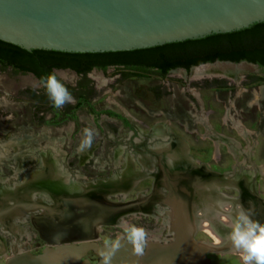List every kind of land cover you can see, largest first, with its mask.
Segmentation results:
<instances>
[{
    "label": "rangeland",
    "instance_id": "rangeland-1",
    "mask_svg": "<svg viewBox=\"0 0 264 264\" xmlns=\"http://www.w3.org/2000/svg\"><path fill=\"white\" fill-rule=\"evenodd\" d=\"M209 64H205L208 66L204 67H211ZM244 65L243 69H238L231 76L211 73L192 77L190 72L195 67L190 69L189 74L180 69H173L164 78L148 75L140 78L117 79L110 70L103 74L90 73L97 89L95 105L97 107L106 105L124 114L129 121L128 126H120L116 121L113 127L114 131L116 130L115 133H110L104 121H101V131H104L105 135H95L92 143L97 153L101 154V158L109 155L111 149L121 154L123 148L133 147L131 145L137 143L150 145L152 140L163 143L168 140L167 133L169 136L174 134L188 142L189 153L195 164L203 162L210 169L226 170L228 174L230 170H238V166L242 167L244 174L255 170L257 192L264 200V81H251L247 78L249 75L264 77V68L246 63ZM56 73L66 82L74 79L73 75L66 70H56ZM210 76L223 78L225 87L214 90L184 86V83L190 79L198 81ZM153 84L168 88V96L159 99L148 97L147 89ZM38 88V82L29 74H19L9 69L0 70V186L9 187V189L14 186V190L24 193L27 199L37 203L40 207L32 208V213H43L40 208L43 210L45 207L47 212L51 209L64 210L62 203L55 202L56 196L62 193L63 197L71 198L76 196V192L78 194L85 192L88 187H91L87 180L91 176L103 174L102 171L88 169L87 166L80 172L74 169L76 163H81L74 156L78 148L76 144H79L82 139V130L85 127L92 128L89 120L81 117L86 123L80 120L79 131L74 135H70L72 122L59 125L34 122L32 112L35 110L33 106L36 103L27 98V93ZM188 92L194 94L196 100L191 97L188 100L186 98ZM205 116V121H197ZM148 137L151 139L146 142ZM234 152L237 153L234 154ZM77 155L80 160L84 157V153L82 155L81 152ZM66 164L68 167L64 166ZM54 165L58 168V174L62 176L63 181L78 180L81 186L78 191H73V188L70 189L71 191L62 190V188L54 187L50 182L44 184L45 181L42 183L37 181L38 175L56 170ZM106 170L104 174L110 172L109 167ZM44 176H40V180L48 179ZM149 181L148 177L135 187L125 188L127 189L125 200L121 198L124 194L120 196L116 194L120 192H115L114 189H110L109 197L106 194L105 198H101L111 203L110 212L113 211V215L93 224L92 233L77 237L79 240L77 244L83 245L77 255L79 260H85L88 264L102 261L98 251L100 247L106 242L120 238L123 235V228L127 225L136 224L146 228L149 241L157 238V227L164 228L165 231V218L156 217L152 213L134 207L133 201L136 197L144 198L151 193L152 187L148 185ZM116 189L124 188L117 185ZM219 190L223 193L236 194L235 187L229 185L220 186ZM98 194L100 196L99 192ZM10 200H8L9 203L12 202V199ZM16 200L17 198L14 202ZM122 202L124 209L116 211L115 209ZM2 204L3 202L0 201V209L3 208ZM73 204L74 212H78L84 206ZM13 214L24 217L22 213ZM217 214H213L212 217L205 216L202 219L210 220L211 218L214 224L223 221L226 225H231L224 215L221 220H218ZM25 219L28 220L27 217ZM207 226L202 225L201 227L205 230L197 231L194 238L212 241L213 244L205 242L216 248L223 246L224 249L236 251L227 239L229 233L227 226L224 225L227 229L222 230L218 226V229L212 230L213 233L208 232ZM0 235L1 239L8 244L9 235L1 225ZM215 236L219 237V240ZM206 254L212 259L217 257V261L230 260L234 257L240 260V255L237 254L219 256L209 251Z\"/></svg>",
    "mask_w": 264,
    "mask_h": 264
},
{
    "label": "flooded vegetation",
    "instance_id": "flooded-vegetation-1",
    "mask_svg": "<svg viewBox=\"0 0 264 264\" xmlns=\"http://www.w3.org/2000/svg\"><path fill=\"white\" fill-rule=\"evenodd\" d=\"M191 66L193 65H190L187 69L181 66L171 67L166 70L163 76L157 74V72H143L141 75L124 76L125 70L113 65H107L104 69L92 66L83 74H77L69 68H55L53 70H66L73 75L74 79L71 82H66L57 76L66 84L74 96L75 102L66 104L62 109H57L53 107L51 102L46 100L48 97L36 100L31 98L28 92L27 98L34 100L36 103L33 106L35 110L32 112L34 122L38 121L39 124L49 125L72 122L70 135H74L79 131V121L81 120L86 123L81 119L82 117L90 121V125L98 134L105 135L104 131H101V121H104L110 133H115L116 130L114 131L113 127L116 121H118L120 126H128L129 121L124 114L114 111L106 105H98V107L95 105L97 89L95 82L90 77V73L103 74L110 70L117 79L140 78L148 75L164 78L173 69H180L182 72L189 74ZM6 69L10 70L8 67ZM194 69H197V67L191 70L190 76L192 77ZM16 73L31 75L39 84V88L33 90V92L35 94L42 93L45 96V89L38 78L29 72ZM222 81L224 79L221 77L210 76L198 81L190 79L184 83V86L186 88H213L217 90L225 87L226 83H222ZM146 93L148 97L159 99L168 96L169 91L168 88L165 89L162 85L153 84L149 86ZM190 97L196 100V96L188 92L186 98L190 99ZM181 110H184L183 106ZM205 120L206 116L197 121ZM166 135L168 140L164 141L165 143L158 140H152L150 145L137 143L131 145L134 148H123L121 150L122 153L120 151L121 154H117L114 152L115 149H111L109 155H105L103 158H101V154L97 153L96 147L92 144L90 149H86L83 152L84 157L80 160L79 155H77L79 151L73 147L76 150L75 159L81 162L74 165L75 171H83L85 166H87L88 169L93 168L102 171L103 174L101 176H91L87 180L91 187H88L85 192H81L80 194L76 192V196L71 198L63 197L62 193L56 196L55 202L58 204L62 203L65 207L64 210L51 209L47 212V210L45 211V207L43 210L40 208L43 213H32V208L40 207L37 203L32 202L29 198L27 199L24 193L14 190V186H12V189L0 186V201L3 202V208L0 209V225L9 235L7 239V242L9 241L8 244L0 237V264H5L9 257L16 254H38L45 247L54 249L59 245L61 246L63 242H59L58 239L64 236L62 235L63 233L61 234L62 230L66 233V236L71 235L73 237L67 243L77 244L79 241L77 237L79 235L92 233L93 224L105 220L112 214L113 211L110 212L111 203L107 200L105 201V199H101L106 194H108L106 195L107 197L110 196V189L120 192L116 194H124L121 198L125 200L127 192L125 188L135 187L148 177L150 178L148 185L152 187L151 193L144 198H142L143 196L136 197L135 201H133L134 207L142 209V211L145 210L150 214L152 213L156 217L161 216L165 218L166 222L164 226H166V229L164 231V228H156L157 238L149 241L146 254L143 257H138L139 264L241 263L238 257L230 260L219 259L218 261L216 260L217 257L212 259L206 254L208 251L216 253L219 256L222 254L239 255V253L227 248L224 249L223 246L216 248L213 245H208L206 242L211 244L213 242L206 239H196L194 235L197 231L205 230L201 227L202 225H208L206 229L210 233H213L212 230L218 229V226L221 227V230L228 227V231H230V225H226L223 221H221L222 223L218 221L214 224L211 218L210 220L202 218L205 216L212 217L213 214L218 213V220H221L222 215H224L226 221L231 224L235 210L239 204H243L245 208L254 207L253 218L264 223V200L260 198L257 192V184L255 183L256 171L251 170L249 173L244 174L242 167L238 166V170H230L228 174L226 170L218 171L210 169L203 162H196L195 164L189 153L190 145L188 142L174 134L169 136V133H167ZM149 139L151 137H148L146 142ZM76 145L78 147L79 144ZM236 153L234 152V154ZM64 166L68 167L67 164ZM107 167H109L110 172L104 174L107 171ZM54 169L56 170L40 174V176L45 175L44 177L48 179L40 180V176L38 175L37 181L39 183L45 181L43 182L44 184L50 182L54 187L62 188V190L71 191V188L74 189L73 191L79 190L81 186L77 182L78 180L71 182L63 181L55 165ZM117 185L124 189H116ZM228 185L235 187L236 194L223 193L219 190L220 186L227 187ZM160 188L164 191L158 190ZM15 198H17L16 202H14ZM10 199H12L11 203L8 202ZM73 203L84 206L78 212H74L72 211V208H74ZM123 205V202L122 204L120 203V206L117 204L118 208L115 210L124 209ZM15 212L22 213L21 215L24 217L21 218L13 214ZM26 217L28 218V222L25 219ZM224 225L227 227H224ZM25 237L26 239L24 240ZM217 238L219 240V237ZM230 246L232 247V245ZM166 255L172 258H163Z\"/></svg>",
    "mask_w": 264,
    "mask_h": 264
},
{
    "label": "water",
    "instance_id": "water-1",
    "mask_svg": "<svg viewBox=\"0 0 264 264\" xmlns=\"http://www.w3.org/2000/svg\"><path fill=\"white\" fill-rule=\"evenodd\" d=\"M263 19L264 0H0V39L25 49L96 52L229 31ZM219 62L258 66L215 59L190 69ZM61 234V246L16 254L5 264H88L77 257L82 243H67L73 237ZM104 250L105 244L100 255ZM113 264H139L126 241Z\"/></svg>",
    "mask_w": 264,
    "mask_h": 264
},
{
    "label": "trees",
    "instance_id": "trees-1",
    "mask_svg": "<svg viewBox=\"0 0 264 264\" xmlns=\"http://www.w3.org/2000/svg\"><path fill=\"white\" fill-rule=\"evenodd\" d=\"M246 60L264 68V19L247 26L193 38L164 42L151 46L108 51H65L57 49H25L0 39V70L29 72L41 81L55 68H69L83 74L92 66L104 69L107 65L123 68L124 76L157 72L213 60ZM251 81H264L263 76L247 77ZM225 83V81H222ZM31 98L48 97L28 91ZM79 93V92H77ZM48 102L49 98L46 99Z\"/></svg>",
    "mask_w": 264,
    "mask_h": 264
},
{
    "label": "clouds",
    "instance_id": "clouds-1",
    "mask_svg": "<svg viewBox=\"0 0 264 264\" xmlns=\"http://www.w3.org/2000/svg\"><path fill=\"white\" fill-rule=\"evenodd\" d=\"M40 83L53 107L62 109L66 104L75 102L74 96L55 70L41 77ZM82 132V139L77 148L81 153L91 148L94 137L98 134L89 127H85ZM253 217L254 207L245 208L243 204H239L227 235L228 241L239 253L242 264H264V223ZM122 241L131 245L135 256L143 257L149 246L148 231L136 224L125 226L120 238L105 243V250L101 252L102 264H113V258L120 250Z\"/></svg>",
    "mask_w": 264,
    "mask_h": 264
},
{
    "label": "bare ground",
    "instance_id": "bare-ground-1",
    "mask_svg": "<svg viewBox=\"0 0 264 264\" xmlns=\"http://www.w3.org/2000/svg\"><path fill=\"white\" fill-rule=\"evenodd\" d=\"M217 65H214V64H209L210 65H214V66H211V67H204V66H208V65H202V66H199L197 67L198 69H194L192 71V75L195 76V75H199V74H211V73H219V74H225V75H233L238 69H243V65L242 63H237L235 65H238V66H230L231 64H227L225 62H219V63H215ZM246 66V65H244ZM201 67V68H200ZM204 67V68H203ZM59 178V177H58Z\"/></svg>",
    "mask_w": 264,
    "mask_h": 264
}]
</instances>
